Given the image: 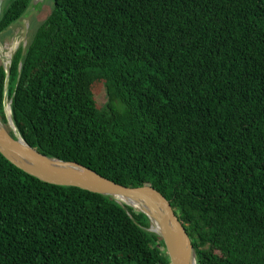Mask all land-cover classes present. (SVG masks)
<instances>
[{
  "label": "trees",
  "instance_id": "16d2710c",
  "mask_svg": "<svg viewBox=\"0 0 264 264\" xmlns=\"http://www.w3.org/2000/svg\"><path fill=\"white\" fill-rule=\"evenodd\" d=\"M29 3L5 1L0 33ZM5 83L0 65L7 125ZM7 100L42 154L160 191L197 264H264V0H53L11 56ZM149 225L0 153V264H170Z\"/></svg>",
  "mask_w": 264,
  "mask_h": 264
},
{
  "label": "water",
  "instance_id": "95a60500",
  "mask_svg": "<svg viewBox=\"0 0 264 264\" xmlns=\"http://www.w3.org/2000/svg\"><path fill=\"white\" fill-rule=\"evenodd\" d=\"M5 1L0 0V16ZM40 1L42 0H30V3ZM10 61L8 66H4V110L7 125L0 119V153L5 159L42 181L100 193L113 198L121 205L142 212L149 219L148 229L160 236L170 264H197L196 251L183 223L174 212L170 201L160 191L147 184H119L80 163L42 154L21 137L11 117L10 100H7Z\"/></svg>",
  "mask_w": 264,
  "mask_h": 264
},
{
  "label": "rangeland",
  "instance_id": "374dc122",
  "mask_svg": "<svg viewBox=\"0 0 264 264\" xmlns=\"http://www.w3.org/2000/svg\"><path fill=\"white\" fill-rule=\"evenodd\" d=\"M52 5L53 0H42L34 4L30 3L25 12L10 24L6 30L0 33V65L8 66L13 53L18 48L24 49L27 46L37 27L50 13ZM93 90L96 102L99 105H104L107 101V95L102 84H94Z\"/></svg>",
  "mask_w": 264,
  "mask_h": 264
},
{
  "label": "bare ground",
  "instance_id": "6f19581e",
  "mask_svg": "<svg viewBox=\"0 0 264 264\" xmlns=\"http://www.w3.org/2000/svg\"><path fill=\"white\" fill-rule=\"evenodd\" d=\"M38 5V4H37ZM26 10V9H25ZM28 24V23H27ZM15 41V40H14ZM6 44V43H5ZM7 47V46H6ZM10 47V46H9ZM16 48V47H15ZM15 50V49H14ZM8 56V54H6ZM6 58V57H5ZM8 64V63H7ZM6 110L8 112V108L6 107Z\"/></svg>",
  "mask_w": 264,
  "mask_h": 264
}]
</instances>
